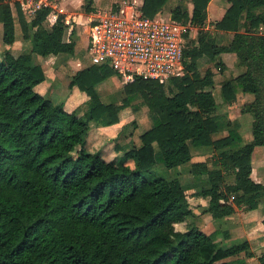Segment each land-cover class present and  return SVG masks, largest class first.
<instances>
[{
  "label": "trees",
  "instance_id": "1",
  "mask_svg": "<svg viewBox=\"0 0 264 264\" xmlns=\"http://www.w3.org/2000/svg\"><path fill=\"white\" fill-rule=\"evenodd\" d=\"M167 1L142 0L139 8L154 16ZM189 1L191 8L178 4L171 14L199 26L197 37L186 43L184 74L166 82L136 75L124 83L121 101L104 102L98 85L122 75L108 64H90L69 81L70 88L87 95L82 114L83 103L68 110L64 101L54 102L53 85L44 94L36 89L47 74L33 55L76 49L74 29L64 38L65 15L44 6L28 19L18 0L16 14L11 0H0L5 45L0 54V264H235L255 257L252 239L223 246L213 233L187 225L194 214L189 187L177 178L147 174L157 162L167 167L190 162L193 174L206 175L198 194L208 198L203 211L214 218L230 216L235 205L257 209L264 197V183L252 177L253 151L264 145V0H230L215 21L218 29L233 32L227 43H217L203 28L209 0ZM83 5L94 10V0ZM54 14L46 27L44 21ZM16 22L31 44L17 55L9 47L16 40ZM227 52L245 69L223 81V102L233 103L238 90L254 95L242 104L253 120L251 138L241 145L242 134L216 112L209 88L213 71L199 66L207 56L224 71L221 55ZM137 97L152 118L140 142L125 148L118 141L109 159L87 149L90 127L119 123L121 111ZM224 128L227 134L214 137ZM227 146L231 152H220L223 168H211L207 159L192 161V147ZM230 168L234 181L225 183ZM181 222L183 230L175 226ZM257 259L264 264V253Z\"/></svg>",
  "mask_w": 264,
  "mask_h": 264
},
{
  "label": "rangeland",
  "instance_id": "2",
  "mask_svg": "<svg viewBox=\"0 0 264 264\" xmlns=\"http://www.w3.org/2000/svg\"><path fill=\"white\" fill-rule=\"evenodd\" d=\"M19 1V0H18ZM14 0H11L13 5ZM142 0H94V10L86 11L83 3L84 0H51L53 8L56 13L65 15V23H68V27L65 30L64 38L67 39L69 32L74 29L72 38L76 41V49L73 53H60L56 58H53L52 62H57L59 68V74L63 79L61 87L69 88L66 84L67 80L71 75L78 69L83 68L92 64L90 58V52L87 48V32L89 24L94 18L97 17V12H107L114 9H119L121 6L128 4L140 7ZM20 4V1H19ZM185 8L188 5L191 8V2L189 0H168L162 10L159 11V16L168 18L172 14V10L177 5ZM230 4V0H209L207 5V19L203 28L207 30L217 41V43H227L233 32L218 29L215 26V21L218 20L223 13L225 7ZM14 14H16L15 6L13 5ZM25 12V11H24ZM27 18L31 19L34 15L27 14ZM57 14H54L50 18L44 21L46 27H50L52 20L56 18ZM172 17V15H171ZM185 24V23H184ZM188 31V40L197 37L199 26L188 24L185 25ZM23 32L19 22H16V38L24 40ZM18 39V40H19ZM17 44V46H16ZM13 47L11 45V52L17 53L19 50H28L31 46L30 42H25L26 47H22V44L16 43ZM20 45V46H19ZM16 46V47H15ZM5 45L2 37H0V52L4 50ZM0 53V54H1ZM17 55V54H15ZM222 58L226 64L224 71H221L215 66L213 61L208 60L207 56L200 58V70L205 72L206 68H211L214 73V85L209 87L213 89L218 106L216 112L224 120H230L231 124L242 134L243 140L238 145H241L251 138V126L253 120V114L251 112H242V104L244 102L253 99L254 95L251 93H243L241 90L237 92V98L233 103L223 102L220 87L224 80L231 76L237 75L240 71L244 70V66L238 65L237 58L234 53H223ZM43 58L42 55L34 54L33 61L38 62L39 58ZM54 57V56H53ZM126 81L123 78L110 77L98 85V89L101 98L104 102H119L122 100L124 93V83ZM75 88V87H74ZM53 90V88H52ZM54 102L58 103L66 99L65 94L60 92L56 93ZM87 99V96L81 100L75 107L82 104ZM85 103L80 106L79 112L83 114ZM83 108V109H82ZM152 123L151 113L145 102L141 97L135 98L131 105L126 107L120 113V122L111 126L99 127L92 125L87 136V149L91 151L100 150L105 158H110L113 154L114 144L118 143L125 148H130L135 143L140 142L139 134L148 128ZM123 127V130H121ZM121 130L118 135L117 131ZM228 133V129L224 128L216 133L214 137L218 138ZM193 148L192 161H200L207 159L211 168L221 167L224 164L220 160L221 150L231 152V146L223 148L208 147L200 149ZM253 171L252 177L264 183V145H258L255 147L252 154ZM150 177L163 176L166 178H177L185 186L189 188L186 190L188 200L193 209L194 214L187 218V225L196 224L208 233H213L215 241L220 245L228 246L241 242L245 239H252L251 244L253 245L255 257L245 259L243 263L235 264H260L257 257L264 253V224L262 218L264 216V197L261 199V203L257 209L245 210L242 206L235 205V211L228 217L214 218L209 212H204L206 203L200 202V195L198 194L200 187L207 184L206 175H196L190 171V162L182 163L174 167H167L162 162H157L149 172ZM234 172L230 168L225 173V183H232L234 181ZM232 197L234 195H231ZM177 229L183 230L185 228L184 222L177 223ZM225 231L229 232V236H225ZM244 254L241 253L240 256Z\"/></svg>",
  "mask_w": 264,
  "mask_h": 264
},
{
  "label": "built area",
  "instance_id": "3",
  "mask_svg": "<svg viewBox=\"0 0 264 264\" xmlns=\"http://www.w3.org/2000/svg\"><path fill=\"white\" fill-rule=\"evenodd\" d=\"M29 15L51 0H19ZM86 35L92 64H108L125 81L134 76L168 81L185 72L184 51L188 40L182 21L144 15L131 4L97 12Z\"/></svg>",
  "mask_w": 264,
  "mask_h": 264
},
{
  "label": "crops",
  "instance_id": "4",
  "mask_svg": "<svg viewBox=\"0 0 264 264\" xmlns=\"http://www.w3.org/2000/svg\"><path fill=\"white\" fill-rule=\"evenodd\" d=\"M2 33H3L2 23H0V37H2ZM18 39L19 38H16L15 42L11 45V47H13L16 43L22 44V47H26L25 42H28V40H21V39L18 40ZM16 46H17V44H16ZM11 47H10V50H11ZM20 52H21V50H19L17 53H14V54H19ZM59 54H52V55H48L45 57L43 56V58L38 57L39 61L36 63H41L45 67L47 78L44 81H42L41 83H39L36 86V89L40 93L44 94L47 92L48 87L53 85V90L51 91V95H52L53 99L55 100V98H56L55 96H56L57 92H60L61 94H65L66 95V99L64 100L65 106L68 110H71L81 100H83L85 98V96H87V95L85 93L78 91V89L76 87L75 88L69 87V81H70L71 77L66 82V84L69 88H66V86L65 87L60 86L63 79L61 78L62 76L58 73L59 68L57 67V62L56 61L52 62L53 58H56ZM202 151H204V150L201 149L200 153H202ZM206 199L208 201V198L200 196V202H202L204 204L206 203Z\"/></svg>",
  "mask_w": 264,
  "mask_h": 264
}]
</instances>
